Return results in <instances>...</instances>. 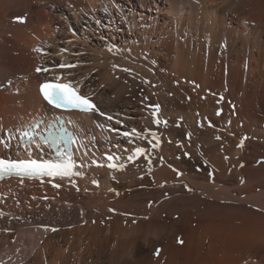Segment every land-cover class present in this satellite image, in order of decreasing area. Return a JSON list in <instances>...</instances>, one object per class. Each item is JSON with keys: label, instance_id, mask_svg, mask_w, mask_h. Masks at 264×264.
I'll use <instances>...</instances> for the list:
<instances>
[{"label": "bare ground", "instance_id": "1", "mask_svg": "<svg viewBox=\"0 0 264 264\" xmlns=\"http://www.w3.org/2000/svg\"><path fill=\"white\" fill-rule=\"evenodd\" d=\"M57 77L96 105L68 114L81 175L0 181L1 264H264V0H0L4 156H50L15 130Z\"/></svg>", "mask_w": 264, "mask_h": 264}, {"label": "snow or ice", "instance_id": "2", "mask_svg": "<svg viewBox=\"0 0 264 264\" xmlns=\"http://www.w3.org/2000/svg\"><path fill=\"white\" fill-rule=\"evenodd\" d=\"M23 22V21H21ZM60 67H74V65L61 64ZM37 72L42 71L41 68L37 67ZM43 71H48L43 69ZM127 71V69H125ZM60 78L57 77L56 82H45L41 84L40 91L43 95V99L47 101L49 105L54 108H75L81 111H93L95 105L92 104L88 97L80 95L78 88L72 86L71 82L60 83ZM155 115V113L153 114ZM111 119V117H108ZM57 120L59 118H56ZM159 123V121H156ZM55 123L52 124V128H55ZM20 139L27 142H33L35 139V131L33 127L28 129L20 130ZM124 135H129L124 133ZM8 138L12 139L13 134L11 131L8 133ZM44 142H49L50 146H56L57 156L54 160H38V159H0V179L5 176H19L21 180L24 177H70L73 175H81V173L74 171L75 161L72 159V155L68 151H61L59 144L72 143L74 138L71 134L67 133L66 129L62 126L56 131H49V135L44 138ZM4 143V147H8V143ZM39 146V145H38ZM144 153V149L137 147L135 150V156H129L128 159L131 161L135 157L141 156ZM109 160H113V157H108ZM118 159V158H117ZM110 168L123 169L124 165H116L115 163L108 165ZM95 183V181H94ZM59 187V185H54ZM2 215V213H0ZM158 254V253H157Z\"/></svg>", "mask_w": 264, "mask_h": 264}, {"label": "rangeland", "instance_id": "3", "mask_svg": "<svg viewBox=\"0 0 264 264\" xmlns=\"http://www.w3.org/2000/svg\"><path fill=\"white\" fill-rule=\"evenodd\" d=\"M96 4H97V2H96ZM115 7V6H114ZM105 36H106V34H105ZM113 36L114 37H117V35H116V33H114L113 34ZM90 38H91V40H93V41H96V39L94 38V35L93 36H89ZM107 37V39H110L111 38V36H106ZM79 47V46H78ZM222 48L225 50L226 48H227V46L224 48V44L222 45ZM215 136V135H214ZM213 138L215 139V141L213 140ZM212 139V140H211ZM211 139H206V142H203V144H202V147H203V145L205 144V146L203 147V149H210V151H209V156L211 157V156H213V155H215V154H217V153H220L219 155H223L224 153L229 157L228 159V161H230L231 159L232 160H235L233 163H232V160H231V163H229V166H230V168H232V169H235L236 168V162H239L238 160L240 159L241 161L239 162V166H240V168H243V167H245V161L247 160L246 158V160L244 159V156H243V158H242V156L241 155H238L237 157H233V155H234V153H235V150L234 149H236V148H234V146L233 145H231L230 143H227V144H225L224 142H223V140L220 138V137H217V136H215V137H212ZM218 139V140H217ZM209 140V141H208ZM210 140H211V142H210ZM219 141H221V143L219 142ZM208 142H210V144L208 143ZM215 142H219V143H215ZM215 144H218L219 146L217 147V145L215 146ZM221 145H225V147H226V149H228V147H229V151L227 150L226 151V149H225V147H224V149H223V147H220ZM229 145V146H228ZM209 146V147H208ZM210 146H211V148H210ZM216 147V149H214V148H212V147ZM232 146V147H231ZM221 148V149H220ZM233 148V149H232ZM216 150L215 152H214V150ZM230 149H232V151H230ZM218 150H220V151H218ZM223 152V153H222ZM232 152V153H231ZM213 153H215V154H213ZM231 153V154H230ZM184 157L186 158V159H188L189 158V154L188 153H186V154H184ZM239 157H241V158H239ZM249 157L251 158V160H254V158H255V155L254 154H249V156H247V158L249 159ZM237 158V159H236ZM205 159H207V157H205ZM245 161H244V160ZM258 161H255L256 163H259V162H262L261 161V159L259 158V159H257ZM260 160V161H259ZM249 161H250V159H249ZM242 162V163H241ZM251 162V161H250ZM242 164V165H241ZM199 168H200V170L201 169H203V167H204V163H203V165H201V166H198ZM198 168V169H199ZM256 168V167H255ZM250 179V178H249ZM258 179H261V181L260 180H258ZM258 179H256V180H250L249 182H250V184H249V186H252V185H255V184H257L259 181V184L261 183V190L260 189H258V191H260V192H264V180H262V176H261V178H258ZM264 179V178H263ZM245 181H243L241 184H238V185H236V187L237 188H239V185L240 186H242L243 184H245V182H248V179H244ZM252 181V182H251ZM263 182V183H262ZM263 184V185H262ZM263 187V188H262ZM263 200H264V195H263ZM1 264V263H0Z\"/></svg>", "mask_w": 264, "mask_h": 264}]
</instances>
